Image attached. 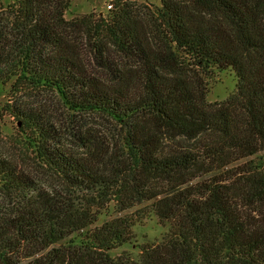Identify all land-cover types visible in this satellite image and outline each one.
I'll return each mask as SVG.
<instances>
[{
  "label": "trees",
  "instance_id": "obj_1",
  "mask_svg": "<svg viewBox=\"0 0 264 264\" xmlns=\"http://www.w3.org/2000/svg\"><path fill=\"white\" fill-rule=\"evenodd\" d=\"M70 6L8 9L0 85L55 91L105 124L62 139L14 107L56 184L0 155V264H264V0H118L69 21ZM225 71L236 91L211 104L208 80ZM152 215L170 226L161 242L113 257Z\"/></svg>",
  "mask_w": 264,
  "mask_h": 264
},
{
  "label": "rangeland",
  "instance_id": "obj_2",
  "mask_svg": "<svg viewBox=\"0 0 264 264\" xmlns=\"http://www.w3.org/2000/svg\"><path fill=\"white\" fill-rule=\"evenodd\" d=\"M18 0H0V20L6 17V13ZM118 0H71V6L66 12V19L72 20L75 17L86 15L105 16L110 11L108 5L115 4ZM129 3L147 6L150 10L161 6V0H122ZM16 84L15 79L5 85H0V155L10 158L21 168L29 169L38 177L40 184L48 187L56 184V178L51 177L46 168L37 165L34 161V154L29 145L33 136L30 131L26 132L21 119L19 120L14 111L15 106H22L26 109H36L37 112L45 115V121L52 123L58 130L62 139L69 137L73 129L89 125L98 127L101 122L99 118L84 116H72L65 107L57 92L40 88L21 87ZM209 95L208 102L220 104L226 101L235 93L237 78L232 71L216 72L208 80ZM70 145V142H67ZM80 153H83L80 151ZM264 159V154L257 157L256 161ZM247 162H241L246 165ZM114 205L104 209L99 215V221L103 223L115 217ZM170 230V226L163 225L159 219L152 215L135 228L136 238L128 245L111 252L113 257L122 254L131 256L137 260L140 258L142 246L147 244H158Z\"/></svg>",
  "mask_w": 264,
  "mask_h": 264
},
{
  "label": "built area",
  "instance_id": "obj_3",
  "mask_svg": "<svg viewBox=\"0 0 264 264\" xmlns=\"http://www.w3.org/2000/svg\"><path fill=\"white\" fill-rule=\"evenodd\" d=\"M112 7H113L112 4H109V5H108V9H109V10H111Z\"/></svg>",
  "mask_w": 264,
  "mask_h": 264
}]
</instances>
